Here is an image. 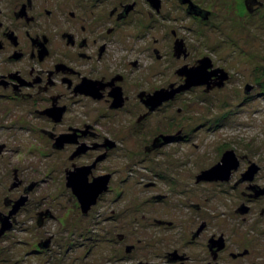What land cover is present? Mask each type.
<instances>
[{"label":"flooded vegetation","instance_id":"af4514ba","mask_svg":"<svg viewBox=\"0 0 264 264\" xmlns=\"http://www.w3.org/2000/svg\"><path fill=\"white\" fill-rule=\"evenodd\" d=\"M173 1L0 0V157L24 160L20 173L12 168L9 191L26 198L0 244L13 232L29 234L27 254L54 261L61 235L49 225L60 222L52 207L60 202L34 196L56 192L63 180L89 264H264V192L252 191L264 190L261 167L252 182L242 180L250 161L241 169L239 159L227 180H197L199 170L182 183L177 171L188 167L160 150L186 129L180 119L173 127L172 110L194 87L173 94L185 82L178 71L201 60L171 28L176 8L190 15ZM203 12L189 17L199 21ZM141 163L148 175L135 168ZM67 171L72 183L99 191L86 213L66 188ZM213 183L223 187L220 197L206 188Z\"/></svg>","mask_w":264,"mask_h":264},{"label":"rangeland","instance_id":"374dc122","mask_svg":"<svg viewBox=\"0 0 264 264\" xmlns=\"http://www.w3.org/2000/svg\"><path fill=\"white\" fill-rule=\"evenodd\" d=\"M189 1L200 10L208 12L207 19L204 21L201 18L202 21H198L189 17L193 13L187 17L184 11L176 8L170 13L173 21L171 28L186 36L193 45L196 51L194 58L200 56V59H209L211 70L224 71L229 82L211 93H204L203 86L194 87L182 95L181 102L172 110L176 121L173 127L183 120L181 124L186 129L183 130L181 140H174L160 150L173 164L180 162V167H188L184 172L177 171V179L182 183L188 181L183 179L186 172L191 174L208 170L220 160L225 150H230L243 162L241 169L249 166L245 165L247 161L261 167L257 183L264 187V0H256L261 3L258 8L247 4V7L253 9L251 12L246 8V0ZM170 4L175 6L176 3L173 1ZM246 86L252 87L247 95L244 93ZM177 107L183 109L180 115L176 114ZM8 155L0 157V212L5 209L6 198H18L20 194L14 190L9 191V188L13 182L12 168L17 167L20 173L24 160ZM154 156L157 159L158 155ZM61 162H64L62 168H69L65 157ZM144 165L141 163L140 169L135 168L141 174L148 175ZM190 183L193 186L195 182ZM57 186L56 192L51 187V191H40L38 196H34L35 200H40L43 195L56 194L55 200L60 202L52 205L58 210L60 222L49 225L54 231L59 230L61 235L57 240L60 245L52 250L54 261L49 262L48 257H37L34 253L27 254L29 248L23 241L29 239V234L24 236L20 232H13L0 244V264L90 263L88 242L77 237L78 230L73 231L82 224L78 218L70 222L69 214L72 211L63 180ZM206 188L212 192L216 190L219 195L217 190L223 187L213 183L206 185Z\"/></svg>","mask_w":264,"mask_h":264},{"label":"water","instance_id":"95a60500","mask_svg":"<svg viewBox=\"0 0 264 264\" xmlns=\"http://www.w3.org/2000/svg\"><path fill=\"white\" fill-rule=\"evenodd\" d=\"M156 0H148L150 4H153ZM182 4L188 5L189 14H198L195 13V10L198 8L194 6L189 0H180ZM246 8L252 11L250 7H247V4L250 6L256 5V0H246L245 1ZM208 12H203V14H199L202 16V19L205 21L207 19ZM181 50V44L176 42L174 44V52L175 54H179ZM212 65L209 59L204 58L198 61L197 66L186 69L182 68L178 71V73L185 78L184 84L176 89L173 94L190 89L192 87L204 86V91L207 93L213 88H223L224 82L228 79L227 74L224 71L215 69L211 70ZM214 79V80H212ZM251 86H246L244 89V93L249 94ZM238 168V159L236 158L233 151H226L222 154L218 163H216L210 169L202 172L197 180H207V181H217V180H227L230 172L232 170H236ZM258 167L255 164H251L246 172L243 174L244 181L252 182L254 175L257 173ZM66 188H72L73 193L77 196V199L80 204V209L83 213H86L90 207L95 203L96 196L99 194L96 186L94 184L86 185L80 184L77 182L72 183V172H66ZM252 191L254 192V197H258L263 194L264 190L260 189L258 186H253ZM25 197H21L17 201L14 202V205L9 211L8 214H3L0 212V237L3 236L7 231L11 228V223L9 219L12 215L16 213V211L25 204ZM4 204L7 205L6 200Z\"/></svg>","mask_w":264,"mask_h":264}]
</instances>
